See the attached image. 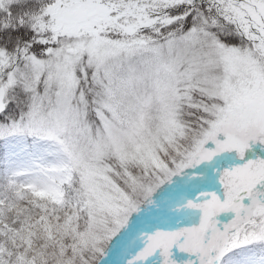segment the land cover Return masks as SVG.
Masks as SVG:
<instances>
[{
  "label": "snow or ice",
  "instance_id": "6c2138e0",
  "mask_svg": "<svg viewBox=\"0 0 264 264\" xmlns=\"http://www.w3.org/2000/svg\"><path fill=\"white\" fill-rule=\"evenodd\" d=\"M0 264H264V0H0Z\"/></svg>",
  "mask_w": 264,
  "mask_h": 264
}]
</instances>
